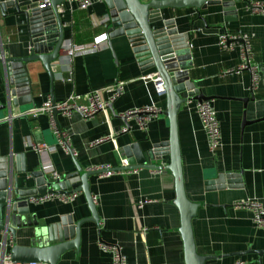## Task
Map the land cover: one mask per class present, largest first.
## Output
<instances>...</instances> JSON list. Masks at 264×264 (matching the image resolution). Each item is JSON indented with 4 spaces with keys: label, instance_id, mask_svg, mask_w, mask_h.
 Instances as JSON below:
<instances>
[{
    "label": "crops",
    "instance_id": "obj_1",
    "mask_svg": "<svg viewBox=\"0 0 264 264\" xmlns=\"http://www.w3.org/2000/svg\"><path fill=\"white\" fill-rule=\"evenodd\" d=\"M251 1L264 0H238L236 13L222 2L199 12L190 7L165 9L162 19L153 23L158 29L163 20H172L170 27L185 36L192 62L187 68L189 77L205 95L213 96L211 104L219 122L221 144L212 152L195 112L197 101L182 104L177 113L186 195L200 204L192 220L196 251L215 257L204 264H232L239 258L245 264H264V230L254 226L250 210L233 207L234 202L247 198L258 200L264 207V120L254 122L264 117V14L246 10L245 5ZM59 12L64 41L59 58L51 63L53 83L40 61L27 63L29 91L21 97L30 100L16 105L13 100L19 97L11 95L14 87L8 84L4 64L0 63V165L8 160L9 170L18 175L20 185L32 184L28 174L34 170H41L48 177L55 170L62 177L76 171V165L89 170L124 166L129 159L138 164L136 159L141 152L168 140V121L163 113L147 130L121 116L146 105L164 111L165 96H158L146 78L155 74V69L142 71L126 37L110 38L107 25L99 23L107 15L103 1L96 0L83 10L68 0L59 6ZM223 31L251 36L253 62L259 66L255 89L251 90L249 70L226 72L238 67L240 51L238 46L229 50L218 47V34ZM103 33L106 40L99 42L96 51L65 56L69 42L86 45ZM29 42L24 16L0 14V56H27ZM119 82L120 93L110 107L89 120L77 112L69 118L58 114L56 120L46 114H26L48 98L60 102L71 94L83 95L92 90L101 91L108 98ZM242 98L248 100L244 102ZM244 118L249 123L243 125ZM127 123L129 130L121 132ZM56 129L68 135L65 148L58 145L61 136ZM110 135V139L91 145ZM41 143L54 146L55 150L38 152L36 145ZM132 145H137L138 150ZM125 148H129L128 156ZM166 160L164 156L163 162H150L165 165ZM141 163L146 164L144 160ZM19 170L22 171L17 173ZM111 172L103 178L99 174L88 178L99 222L83 223L79 245L65 251L57 264H111L112 253L103 250L102 244L119 249L127 264H185L180 213L173 204L172 175L142 165ZM218 174H222L220 183L215 181ZM145 199L151 202L139 206ZM29 214L31 222L37 220L39 225L47 226L61 218L77 222L89 217L90 210L80 193L69 204L54 200L36 205L29 201ZM31 232L32 228L19 229L17 242L30 245ZM3 239L0 232V241Z\"/></svg>",
    "mask_w": 264,
    "mask_h": 264
},
{
    "label": "water",
    "instance_id": "obj_2",
    "mask_svg": "<svg viewBox=\"0 0 264 264\" xmlns=\"http://www.w3.org/2000/svg\"><path fill=\"white\" fill-rule=\"evenodd\" d=\"M68 0H0V14L24 16L30 34V52L20 58L7 57L0 59L8 75V84L14 88L10 93L18 96L14 104L22 105L28 98L21 97L23 92L29 91L26 65L29 62L40 61L53 83L54 76L51 63L59 58L64 41L63 21L59 6ZM106 8L109 21L107 33L110 38L126 37L131 51L142 71L155 69L162 78L165 94L164 116L168 121V140L152 144L150 149L139 154L136 161L131 159L124 166L105 170H82L76 165V171L53 179L41 170H34L28 174L32 184H19L18 175H12L4 160L0 165V232L4 239L11 240L9 249L10 260L15 264L45 263L57 264L61 255L79 245L80 228L85 222L98 223V213L91 194L88 178L90 175L107 171L130 170L140 165L145 168L168 171L174 180L175 198L173 204L180 213L179 231L184 246L185 264H204L214 256L200 255L196 251L192 220L200 207L199 203L188 199L184 187L181 153L177 128V113L180 106L192 100L210 101L213 96L205 95L189 77L188 66L190 51L185 36L170 27L172 20H163V26L155 29L153 23L162 19L165 9L194 8L198 12L212 4L224 3L236 13L238 0H102ZM244 102L248 98H242ZM51 102L55 101L51 98ZM110 107V106H108ZM59 111L53 108L52 115L56 120ZM126 121V117H123ZM264 120V117L254 120ZM249 123L246 118L242 124ZM132 149L138 150L137 145ZM129 148H125L127 156ZM166 164L151 163V160ZM143 160L146 164H143ZM138 165V166H137ZM22 171V170H21ZM20 170L17 173L21 172ZM22 172H25L23 169ZM217 183L222 181V174L217 175ZM219 187V185H218ZM83 193L87 200L90 216L73 222L61 218L53 225H39L37 220L30 221L29 201L39 198L46 193L70 194ZM32 228L30 245L17 242L18 230ZM53 230V231H52ZM52 231V233H51ZM47 236L46 238H44ZM70 236L71 239H67ZM44 238V239H43ZM42 240V241H40ZM261 254V251L257 252Z\"/></svg>",
    "mask_w": 264,
    "mask_h": 264
},
{
    "label": "built area",
    "instance_id": "obj_3",
    "mask_svg": "<svg viewBox=\"0 0 264 264\" xmlns=\"http://www.w3.org/2000/svg\"><path fill=\"white\" fill-rule=\"evenodd\" d=\"M76 3V7L79 9H88L94 1L96 0H70ZM245 9L251 11L253 13H260L264 14V1H251L245 5ZM109 17L107 15L103 16L99 23L106 26L108 24ZM106 40V34L103 33L94 38L92 43L76 46L68 43L65 46L64 54L67 57H75L76 55L96 51L97 46L99 45L100 41ZM238 43V44H237ZM238 46L240 51L239 55V64L235 70H227L226 72H240L243 70H249L252 75V84L251 90L256 88L257 80H258V69L259 66L256 62H253V53L251 48V36L248 34H230L225 31L218 34V47L221 50H229ZM4 56H0V59H3ZM153 86L154 92L158 96H165L164 94V86L162 78L157 74L148 75L146 77ZM121 82L117 83L114 86V91L112 92L113 95L105 98L101 91L92 90L87 92L86 94L79 95V94H71L66 99L55 102L54 104L51 102V99L48 98L42 105L35 107L29 110L26 114H31L34 117H37L40 114H46L52 117L53 108L59 111V114L69 118L73 113L77 112L81 115V117L85 120H89L93 118L98 112L107 108L111 102L119 95L121 90ZM195 112L198 114L201 123L206 132L207 144L209 149L214 152L215 149L220 146L221 144V135H220V127L219 122L216 118V112L211 104V101H200L197 102L195 105ZM163 113L161 108H158L155 105H146L139 108H134L126 111L125 113L121 114L122 117H126L127 120L136 121V124L139 128L143 130H147L149 124L159 115ZM53 123V122H52ZM54 124V123H53ZM130 125L127 123V127H123L121 132H125L129 130ZM57 130V129H56ZM61 138L58 141V145L62 148H65L68 142V135L61 131H56ZM110 136H104L99 139L94 140L91 145H96L100 142H103L107 139H110ZM36 149L39 151L49 150L54 151V146H48L44 143L36 145ZM95 170H105L109 169L107 166H101L99 168H93ZM111 171L102 172L100 173V178L104 176L111 175ZM50 177L53 179L60 178V174L55 170L49 172ZM80 192H73L70 194H52L46 193L43 196L35 199H31L30 202L36 205H40L50 201H58L63 204L73 203ZM151 202L149 199H145L140 202L139 206L143 203ZM233 207L235 209H248L252 213V223L256 228L264 230V207L261 203L254 199V198H247L238 200L233 203ZM1 245V254H0V264H15L10 260V253L9 249L11 247V242L8 239H3L0 241ZM103 250L111 251L112 259L111 264H127L125 256L121 253L119 249L116 247L110 248L107 245H101ZM24 264H45V263H24ZM232 264H245V261L242 259L235 260Z\"/></svg>",
    "mask_w": 264,
    "mask_h": 264
},
{
    "label": "rangeland",
    "instance_id": "obj_4",
    "mask_svg": "<svg viewBox=\"0 0 264 264\" xmlns=\"http://www.w3.org/2000/svg\"><path fill=\"white\" fill-rule=\"evenodd\" d=\"M211 101V100H210Z\"/></svg>",
    "mask_w": 264,
    "mask_h": 264
}]
</instances>
